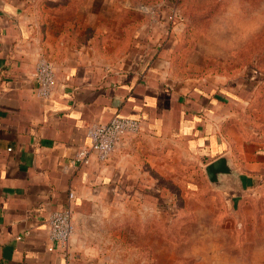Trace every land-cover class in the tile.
<instances>
[{"label": "crops", "instance_id": "crops-1", "mask_svg": "<svg viewBox=\"0 0 264 264\" xmlns=\"http://www.w3.org/2000/svg\"><path fill=\"white\" fill-rule=\"evenodd\" d=\"M37 4L0 0V264H95L97 210L113 191L160 165L164 152L209 161L232 153L224 129L228 93L217 82L175 77L160 54L113 60L90 14L70 33L43 19ZM40 57L54 69L48 98L35 93ZM116 115L137 118L140 130L103 162L74 161L88 127ZM64 208L72 234L61 248L49 239L47 219Z\"/></svg>", "mask_w": 264, "mask_h": 264}, {"label": "rangeland", "instance_id": "rangeland-1", "mask_svg": "<svg viewBox=\"0 0 264 264\" xmlns=\"http://www.w3.org/2000/svg\"><path fill=\"white\" fill-rule=\"evenodd\" d=\"M37 3L65 32L90 14L113 60L160 54L175 77L229 94L234 177L211 182L210 158L164 152L98 208L95 264H264V0Z\"/></svg>", "mask_w": 264, "mask_h": 264}, {"label": "built area", "instance_id": "built-area-1", "mask_svg": "<svg viewBox=\"0 0 264 264\" xmlns=\"http://www.w3.org/2000/svg\"><path fill=\"white\" fill-rule=\"evenodd\" d=\"M35 93L40 98H48L55 82L52 63L40 57L33 71ZM137 118L113 116L104 123L92 124L86 132L87 143L78 148L73 160L80 164H88L91 157L99 162L108 159L118 142L126 135L135 134L140 130ZM69 197L72 194L69 193ZM49 239L61 248H66L72 234L71 210L64 208L54 210L47 219ZM51 250L52 247H49Z\"/></svg>", "mask_w": 264, "mask_h": 264}, {"label": "water", "instance_id": "water-1", "mask_svg": "<svg viewBox=\"0 0 264 264\" xmlns=\"http://www.w3.org/2000/svg\"><path fill=\"white\" fill-rule=\"evenodd\" d=\"M207 178L214 183H218L220 175H228L234 177L235 169L231 167V162L228 155H221L210 161L205 166Z\"/></svg>", "mask_w": 264, "mask_h": 264}, {"label": "trees", "instance_id": "trees-1", "mask_svg": "<svg viewBox=\"0 0 264 264\" xmlns=\"http://www.w3.org/2000/svg\"><path fill=\"white\" fill-rule=\"evenodd\" d=\"M227 96H229V94Z\"/></svg>", "mask_w": 264, "mask_h": 264}]
</instances>
